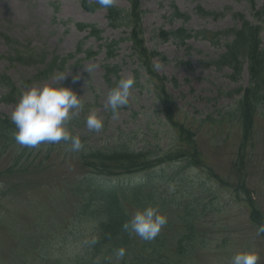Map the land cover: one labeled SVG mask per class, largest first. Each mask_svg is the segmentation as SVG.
<instances>
[{
  "label": "rangeland",
  "instance_id": "1",
  "mask_svg": "<svg viewBox=\"0 0 264 264\" xmlns=\"http://www.w3.org/2000/svg\"><path fill=\"white\" fill-rule=\"evenodd\" d=\"M83 1L97 3L0 0V75L20 87L22 94L33 85L56 84L54 75L67 73L62 86L82 96L83 103L103 120L100 132L78 134L84 144L79 152L69 151L64 142L28 148L0 138V264H52L56 260L49 253L54 248L71 256L90 226L77 219L67 187L72 180L92 173L83 159L89 149L127 142L152 162L183 149L189 154L191 147L179 142L176 123L192 133L199 166L184 165L179 174H169L155 188L167 187L160 194L170 211L178 210L177 203L187 206L190 198L198 202V250L190 264H229L236 252L248 250L258 251L259 264H264V236L257 235L249 220V203L264 218V104L252 110L250 132L246 131L235 112L248 84L246 66L233 76L230 68L217 61L230 37L219 36V43H212L198 38L181 42L173 36L179 30L224 33L238 26L231 17L234 14L256 24V17L264 14V0H115L113 7L123 14L109 23L106 10L86 9ZM173 6L188 19H175ZM259 10L263 11L259 14ZM204 12L214 15L207 17ZM76 25L94 27L99 37L90 35L89 28L79 31ZM261 41L264 43V27ZM13 42L20 50L35 49L47 59L74 58L67 60L62 72L54 71L46 80L36 79L34 67L4 58ZM105 43L113 48L115 58L107 65L117 71L119 81L129 75L135 78L129 102L115 119L106 106ZM136 53L140 59L147 54L150 78L143 77L142 70L135 71L139 65L130 54L139 60ZM212 61L219 66L209 64ZM89 66H93L91 73L86 71ZM75 76L79 79L74 83ZM165 96L167 105L161 101ZM14 106L0 102V120L10 121ZM173 163L180 162L162 166ZM208 172L227 186L216 184ZM240 183L248 195L233 194ZM162 214L168 223L160 234L170 242V237L185 230L176 216Z\"/></svg>",
  "mask_w": 264,
  "mask_h": 264
},
{
  "label": "trees",
  "instance_id": "2",
  "mask_svg": "<svg viewBox=\"0 0 264 264\" xmlns=\"http://www.w3.org/2000/svg\"><path fill=\"white\" fill-rule=\"evenodd\" d=\"M99 7L101 6L99 5ZM107 10L110 17V19L108 18L109 22L114 16L122 12L112 7ZM204 14L209 17L214 15L213 13ZM172 16L175 19H186L185 16L178 14L175 8H172ZM234 18L239 23L236 28L233 27L224 33L202 32L195 34V37L199 36L212 43H219V36L231 38V42L224 47L226 49L225 53L217 61L219 60V64L230 68L235 73L233 76L239 75L243 66H246L248 84L243 95L235 104V112L242 118L246 131H249L253 120V112H255H252V110L257 105L261 106L264 104V44H260L259 38L264 26V20L261 19L263 15L260 17L261 23L257 22L256 24L249 23L242 15H236ZM77 28L82 31L87 26L78 25ZM89 28L91 29V35L95 36L96 31L94 28ZM173 36L182 42L194 35L179 30L173 32ZM110 45L111 43L104 44L107 60L114 56L113 48ZM14 53L15 57L13 60H17L23 65H42L43 67L39 70V77L42 79L51 76L55 70L62 72V67L67 60L74 58L71 56L65 58L53 57L46 62L43 54L37 55L31 51L24 52L19 50ZM87 54L90 55L91 53ZM136 56L139 58L137 53ZM36 59H39V61ZM138 61L144 73L150 78L151 72L147 67L149 63L147 54H142L141 59L139 58ZM217 61H212L209 64L215 63V65L219 66L216 63ZM104 69L108 73L111 72L109 65L105 66ZM105 81L109 86L114 84L109 81V76L105 78ZM0 89L3 91L0 94V102L17 103L21 95L19 89L1 75ZM161 101L167 105L166 96L161 98ZM84 106L86 105L84 104ZM164 112L166 113V111ZM85 120L84 114L81 113L70 121L68 127L73 135H78L87 130ZM173 125L178 132L179 142L183 143L184 146L191 147L189 154H186L183 149L175 154H166L161 160L152 162L146 158L147 155L143 151L133 150L127 142L89 149L83 159L88 164L85 167L92 173L74 179L69 184L68 193L75 202L77 219L81 222L89 223L90 227L87 232L83 233L84 243L80 244V250H74L71 256L61 253L59 248L52 249L49 256L51 259L55 258L56 260L52 264H117L114 251L120 247L126 249V255L119 264L191 263L192 257L198 250V202H193L190 198L187 206L184 207L183 203H177L178 210L170 211V208L167 207L169 204L163 203L164 197L160 194L163 190L167 191V187L157 189L153 185L156 181L161 183L165 181L162 179H169V174H179L182 171V165L178 166L176 163L170 164L166 168L163 167L162 165L165 162L185 161L187 158L188 161H185V166L191 167L192 164L196 167L199 166L198 154L194 149V139L191 136L192 133L181 124L176 123ZM14 132L15 126L12 122L0 120L1 139L14 140ZM200 167L203 168V166ZM145 172H148V174H144L139 180L125 181V177ZM207 175L211 176V179L215 180L216 184L226 185V182L222 181L213 172H208ZM97 178H105L106 181H100ZM211 179L209 180L210 182H212ZM242 184L237 185L235 192H233L235 196H238L240 192L248 195L245 185ZM149 204L158 206L162 213H171L176 216V221L181 224L182 229L185 231L180 236L178 234L170 237V242L165 241L161 234L153 241L146 242L135 234L130 235L123 231L122 224L137 209H142ZM249 204L251 208L249 220L257 228L258 225L264 224V218L261 219L258 214L259 211L253 208L252 203ZM261 235L264 236V234ZM92 239L96 240L95 244L90 243ZM65 256L68 258L67 261L63 260Z\"/></svg>",
  "mask_w": 264,
  "mask_h": 264
},
{
  "label": "clouds",
  "instance_id": "3",
  "mask_svg": "<svg viewBox=\"0 0 264 264\" xmlns=\"http://www.w3.org/2000/svg\"><path fill=\"white\" fill-rule=\"evenodd\" d=\"M105 10L112 7L115 0H96ZM86 71L91 73L93 66ZM67 73H57L53 79L56 84H42L28 87L20 95L12 112L10 121L15 126L13 138L22 147L37 148L41 144H58L64 142L68 150L79 152L84 144L78 135H73L68 125L83 109L82 96H78L71 88L62 86ZM79 76L73 77L75 83ZM135 84V78L129 75L121 79L117 86L110 89L107 96V107H110L113 119L119 115V109L129 102L130 90ZM89 131L100 132L103 120L93 109L85 120ZM168 223L166 215L162 214L158 206L147 205L137 209L130 218L122 224L123 231L135 234L146 242L153 241ZM264 234V224L257 226V235ZM91 244L96 240L92 239ZM126 249L120 247L114 251L117 264L124 259ZM258 251H238L230 258L229 264H259Z\"/></svg>",
  "mask_w": 264,
  "mask_h": 264
}]
</instances>
